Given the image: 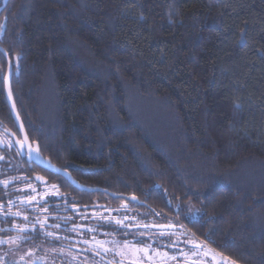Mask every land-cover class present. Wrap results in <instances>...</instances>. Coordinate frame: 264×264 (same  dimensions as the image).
<instances>
[{"label": "trees", "instance_id": "trees-1", "mask_svg": "<svg viewBox=\"0 0 264 264\" xmlns=\"http://www.w3.org/2000/svg\"><path fill=\"white\" fill-rule=\"evenodd\" d=\"M0 46L42 156L83 185L149 207L44 173L59 214L64 202H125L182 219L234 264H264V0H8ZM6 71L0 52V135L11 143ZM4 149L17 157L0 180L30 172L12 143ZM10 181L0 184L2 206L15 202Z\"/></svg>", "mask_w": 264, "mask_h": 264}, {"label": "flooded vegetation", "instance_id": "flooded-vegetation-1", "mask_svg": "<svg viewBox=\"0 0 264 264\" xmlns=\"http://www.w3.org/2000/svg\"><path fill=\"white\" fill-rule=\"evenodd\" d=\"M3 133L9 137L12 145L16 149L17 154L20 156L19 158L24 159L27 164V169L30 171L28 172L23 167L22 169L16 171V173L5 176L0 180V184L6 187L5 185L7 184H5L4 182L5 179H10L11 177L18 179L17 187L13 188L11 191L15 197L21 194V191H19V189H22L24 185L27 184L30 186V189L22 192V199L26 200V203L33 205L30 206V209L27 208L28 205L26 204L24 205L25 207H20L22 208V210H29V213L25 214L24 217L26 221L28 220L23 224V227L25 229L22 228L21 230L23 235L25 234L27 238H23L21 240H18V242H16L15 244H12V251L16 250L18 251V253L21 252V254L23 255L22 264H132V261L128 260V256L118 252V250H115V246L108 245L110 244V241H115V244H117L118 242H125L132 245H142L147 241L154 240L149 234H144L140 238L138 234L136 235L134 233V230H136L137 227L139 229L140 227L152 226L154 224L162 225L163 223H154L153 221H151V218H153L154 214H156L155 212L144 211V214H141V218H144L141 219V223L136 222V215L138 213H134L135 216H132L133 213L128 212L127 214L125 213V217L130 216L135 220V222L124 223L122 220V222L116 224V220L114 219H108V221L111 220L112 222H106L105 218H99L98 221H96V218H94L93 215L90 214V210L96 205L103 204L104 206H106V204L104 203L90 204L88 206H76L64 202L63 210H65V213L59 214L58 211L61 210V201L59 200V198H53V194L43 196L40 193L38 194V192H41L39 191L41 187L49 184L48 178L44 173L51 172L45 170L32 161L29 163L26 159V155H20L18 149L15 146L13 138L9 135V133L13 132L4 130ZM17 133L18 134L15 135L20 139L21 137L18 130ZM16 157L17 156L15 155H10L7 150H5L4 147L0 145V169H3V167H15L12 165V162L16 161ZM37 175H42L43 177H45L47 179V182L39 183L38 181H36L35 177ZM19 178H23L24 181L19 182ZM38 204L40 206L42 205L43 207H39ZM136 204L146 209L149 208L148 205L143 202H137ZM124 206H126L127 208H132V206L127 203H124ZM80 208H85L86 210L80 213L67 212L68 210L72 211ZM20 217L22 218L21 215ZM28 217L30 218L28 219ZM34 221H43V223L33 224ZM59 222L62 224V229L58 228ZM78 222H81L80 225L75 224ZM7 225H10L12 227L18 224L13 223L11 220H9V218L2 219L0 217V239H3L2 241H4L5 239H9L10 236L15 235L13 228H11L12 231L6 230L4 228ZM43 227H46L47 229H42ZM146 230L152 229L147 228ZM160 236L165 237L162 234ZM92 239L97 240L100 243H104L105 245H103V247H107V251L103 252V250L94 247L95 245L92 246V244L89 243ZM4 244H6V242H4ZM98 245L100 244L98 243ZM5 246L0 245V251L5 250ZM125 248L123 249V251H125ZM59 249L60 252L58 251ZM125 253L127 254V251H125ZM44 254L47 255L45 259H49L45 262L41 260V257Z\"/></svg>", "mask_w": 264, "mask_h": 264}, {"label": "rangeland", "instance_id": "rangeland-1", "mask_svg": "<svg viewBox=\"0 0 264 264\" xmlns=\"http://www.w3.org/2000/svg\"><path fill=\"white\" fill-rule=\"evenodd\" d=\"M10 144L11 143L7 141L4 135H0V145L1 146L3 147L6 146L7 148L8 146H10ZM19 179H20L19 182L24 181L23 178H19ZM5 181H7V183H5L7 185L12 183L9 178L5 179L4 182ZM22 189H19V191H21V194L17 197L14 196L15 199L16 198L17 199L15 200V202L10 203L9 207L5 205L3 206L0 205V217L2 219L12 218L11 221L19 225V226L14 225L12 227L10 225H7L6 227H4L6 230H10V231H12L11 228H13L15 235L10 236L9 239H5L3 243H0L1 246L6 245L5 250L0 251V264H22L23 262L22 261L23 255L21 254V252L18 253V251L16 250L12 251L13 250L12 244H15L16 242H18V240L27 238L25 234L23 235L21 230L22 228L25 229L23 227V224L24 222L28 221V220L26 221L24 218L25 214L29 213L28 209H30V206L33 205V204L26 203V200L22 199L23 198L22 192L30 189V186L26 184L22 187ZM39 191L41 192H38V194L40 193L42 196L53 194V198L61 197L59 196L60 193L56 185H53L51 183L46 184L45 186L41 187ZM124 203L125 202L121 203L119 206H114V207L104 206L103 204L96 205L94 208L90 210L91 211L90 214H92L93 217L96 218V221H98L99 218H102V219L105 218L106 222H112L111 220L108 221V219H114L116 220L115 223L119 224L120 222H122V220L124 223L135 222V220L132 217L130 216L125 217V213L127 214L128 212H132L133 213L132 216H135L134 213H138L136 215L137 217L136 222L141 223V219H144V218H141V214H144V211L135 212L132 208L130 207L127 208L126 206H124ZM25 204L28 205L27 206L28 209L22 210V208L20 207L21 206L25 207L24 206ZM38 206L43 207L42 205L40 206L39 204ZM199 213L200 212L198 209H196V207H192L191 205L188 204L186 215L190 219L197 218L199 216ZM20 215L22 216V218L20 217ZM29 218L30 217H28V219ZM151 221H153L154 223H163L162 225L169 226V227L157 229V228H154V226H157L154 224L152 226H143V227H140L139 229L137 227V229L134 230V233L136 235L138 234L140 238L144 234H149L156 241L154 240L147 241L143 243L142 245H137V244L132 245V244H128L125 242H118L117 244H115V241H110V244L108 245L115 246V250H118V252L123 253L126 256H128V260H131L132 264H234L231 261L218 255L215 251H213L207 245H203L202 242L193 239L192 236H190V234H188V232L185 231L186 229L182 223L183 221L182 219L172 220L169 217L156 213L154 214L153 218H151ZM35 223L41 224L43 223V221H38V222L34 221L33 224ZM80 223L81 222H78L75 224L80 225ZM58 228L62 229L63 227H60V224H58ZM147 228H151L152 230H146ZM42 229H47V228L43 227ZM161 234L164 235L165 237H161L160 236ZM2 240L3 239H0V241ZM190 240L194 241L195 243H199L202 246L201 249L197 251L194 247V244L189 242ZM4 242H6V244H4ZM89 243L92 244V246L95 245L94 247L103 250V252L107 251V247L105 246L103 247V245H105L104 243H100L99 241L93 240V239ZM98 243L100 245H98ZM126 244L127 246H125ZM124 248H125V251H127V254L125 253V251H123ZM144 249H147V251H144ZM58 251L60 252V249ZM193 252H196V254L193 255ZM205 253H207V255ZM46 256L47 255L45 254L42 255L41 260L43 262L49 260V259H45ZM25 261H28V260H25Z\"/></svg>", "mask_w": 264, "mask_h": 264}, {"label": "water", "instance_id": "water-1", "mask_svg": "<svg viewBox=\"0 0 264 264\" xmlns=\"http://www.w3.org/2000/svg\"><path fill=\"white\" fill-rule=\"evenodd\" d=\"M7 1L8 0H3L2 6L0 7V12L6 6ZM0 52H2L4 54L6 61H7V71H6V75L4 78L5 97H6L8 106L10 108L13 121L16 125V128H17L21 138L19 139L14 133H9V135L13 138L15 146L18 149L20 155H22V156L26 155V159L29 163L32 161L33 163L41 166L42 168H44L45 170H47L51 173L61 175L62 177H64L70 184H72L78 190L87 191V192L102 191V192L108 193L110 196H112L114 198H124L128 201H131V202L142 203L138 200V198L136 196H133V195H124V194L112 193V192H109L108 190H105V189H102L99 187L83 185V184L79 183L76 179H74L68 170L56 166L55 164H53L51 162V160L49 158H45L42 156L39 147L37 145L31 144V142L27 136V133L25 131V128L23 126L20 115L17 111V107L15 104L13 94H12V89H11L12 63H11V60L9 59V55L1 46H0ZM22 145H23V148H21ZM29 148H31L33 150L31 157L28 154ZM35 180L38 181L39 183H46L47 182V179L45 177H43L42 175H37L35 177ZM166 227L168 228L169 226H164V225L154 226V228H157V229H162V228H166Z\"/></svg>", "mask_w": 264, "mask_h": 264}, {"label": "snow or ice", "instance_id": "snow-or-ice-1", "mask_svg": "<svg viewBox=\"0 0 264 264\" xmlns=\"http://www.w3.org/2000/svg\"><path fill=\"white\" fill-rule=\"evenodd\" d=\"M21 148H23V145L21 146ZM32 151L33 150L31 148H29L28 154H29L30 157L32 155ZM5 183H7V181H5ZM189 242L194 244V247H195V249L197 251H199L201 249V247H202L199 243H195L192 240H190ZM0 243H3V241H0ZM125 246H127V244ZM144 251H147V249H144ZM195 254H196V252H193V255H195ZM205 254L207 255V253H205Z\"/></svg>", "mask_w": 264, "mask_h": 264}]
</instances>
